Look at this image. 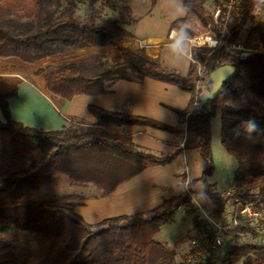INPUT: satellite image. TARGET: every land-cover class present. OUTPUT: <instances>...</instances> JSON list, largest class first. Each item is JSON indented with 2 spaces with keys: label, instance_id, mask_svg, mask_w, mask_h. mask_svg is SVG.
<instances>
[{
  "label": "trees",
  "instance_id": "obj_1",
  "mask_svg": "<svg viewBox=\"0 0 264 264\" xmlns=\"http://www.w3.org/2000/svg\"><path fill=\"white\" fill-rule=\"evenodd\" d=\"M179 1L188 13L174 21L172 29L187 31L183 25L194 15L213 36L220 37L221 27L212 23L205 0ZM155 3L151 0V7ZM131 12L124 0H0V60L15 57L34 64L47 55L111 44L113 35H131L125 26L138 20ZM227 28L232 43L228 48L247 57L226 52L223 46L200 48L186 75L166 69L139 50H123V61L111 66L106 58L81 56L36 73L48 93L64 101L76 95L107 93L119 80L141 82L145 78L173 84L190 94L187 107L177 113L180 123L196 135V149L206 168L176 196L145 212L90 224L75 212L74 199L81 198L74 192L46 197L35 193L67 180L77 188L93 187L96 196L105 197L146 168L166 165L176 156V152L157 156L141 150L111 125H147L177 134L178 127L89 106L94 123L45 130L15 120L8 104L12 93L0 92V264H187L178 262L175 248L156 236L175 221L180 209L185 215L197 210L192 190L196 182L203 186L214 220L221 219L236 201L264 202V0H241ZM239 43L260 49L251 55L244 47L236 48ZM198 64L208 72L207 79L198 78ZM226 64L236 68L235 75L200 107L201 97L210 90L209 74L215 66ZM27 72L28 68H21L16 73ZM218 112L221 144L237 163L232 177L235 191L229 196L208 179L215 170L211 121ZM225 247L222 261L207 256L200 264H235L243 258H247L244 264H264V244L253 224L241 216L227 231Z\"/></svg>",
  "mask_w": 264,
  "mask_h": 264
},
{
  "label": "crops",
  "instance_id": "obj_2",
  "mask_svg": "<svg viewBox=\"0 0 264 264\" xmlns=\"http://www.w3.org/2000/svg\"><path fill=\"white\" fill-rule=\"evenodd\" d=\"M187 13V9L179 0H156L148 13L140 16L133 26H125V29L130 31L129 37L148 44L144 51L147 56L157 59L166 69L186 75L189 71L188 67L194 63L189 58L188 45L185 53L177 56L170 49L172 41H168V35L172 30L189 32L170 27L174 21L185 18ZM189 19L183 25L185 28H187L185 25ZM81 52L86 56H95L87 49ZM255 52L257 50L248 53ZM30 65L33 64H27L15 57L0 60V92L12 93L8 97V104L12 117L19 122L45 130L81 127V122L92 124L96 121L90 114L89 106H98L148 118L180 129V133L177 134L147 125H111V128L130 137L141 150L157 156L176 152V156L171 163L146 168L131 179L119 184L105 197L74 199L75 212L81 215L86 222L96 224L106 218L132 215L159 208L164 200L176 196L182 186L202 176L206 167L196 149L197 137L187 131L184 123H180L177 113L187 107L191 97L188 92L173 84L145 78L141 82L119 80L111 85L107 93L76 95L70 101H56L44 91V80L40 83L34 81V84L23 78L29 70L24 74L16 73L18 69L27 68ZM15 81L18 83L13 89ZM220 130L221 121L218 112L211 121V146L213 150V146L216 145L218 154L226 159L230 168L224 176H218L212 151L215 170L208 179L217 184L218 189L224 193L232 187V177L236 166L234 168L232 160L226 155L228 153L220 144ZM183 174L184 179H182ZM192 190L196 193L197 208L208 210L206 212L210 213L212 206L203 193L204 189L200 181L194 184ZM179 212L183 217L186 216L184 210L180 209ZM179 249L185 251L180 247L174 250L179 252Z\"/></svg>",
  "mask_w": 264,
  "mask_h": 264
},
{
  "label": "built area",
  "instance_id": "obj_3",
  "mask_svg": "<svg viewBox=\"0 0 264 264\" xmlns=\"http://www.w3.org/2000/svg\"><path fill=\"white\" fill-rule=\"evenodd\" d=\"M211 7L210 18L214 25L221 27L220 37L213 36L210 32L191 37L184 34L189 48V58L194 63L193 54L200 48L213 50L223 46L226 52L233 53L228 48L229 34L227 25L237 15L241 0H207ZM168 41L171 40V34ZM148 44L133 37L112 36V42L108 45H101L87 48L94 55L106 58L109 65L123 61L122 51L139 50L144 52ZM234 54V53H233ZM217 67V66H215ZM202 70V69H200ZM206 75L202 70L200 77ZM235 191L232 187L224 192L225 195H232ZM231 209L226 210L221 219L212 218L209 213L203 212V228L191 240V245L185 256V263L200 264L204 257H211L214 261H222L226 256L225 235L237 225L238 216L250 222L255 227L259 240L264 244V202L260 199L252 201H236L230 205Z\"/></svg>",
  "mask_w": 264,
  "mask_h": 264
},
{
  "label": "rangeland",
  "instance_id": "obj_4",
  "mask_svg": "<svg viewBox=\"0 0 264 264\" xmlns=\"http://www.w3.org/2000/svg\"><path fill=\"white\" fill-rule=\"evenodd\" d=\"M124 1H126L127 4H129L132 8V12H131L132 17L133 18L137 17L138 20H139L140 16L144 15L145 13H148L150 8H151V0H124ZM204 6L206 8V11L210 15L211 14V11H210L211 7L208 4L207 0H205ZM104 11L108 15H113V13L108 9H105ZM189 18H190L189 22L187 23V25H185L187 27L186 29L189 32H186V33L183 32L184 34H188L191 37H195V36L207 33V32L211 33L210 29L207 30L204 27L203 23L196 16L190 15ZM196 34H198V35H196ZM124 37H126V36H124ZM242 39L243 38H241V40ZM243 47L245 48V51H247V52H251V51H255V50L260 49V46L246 45V44H242V43L237 44L236 48L240 49ZM81 51L82 50L67 52V53H63V54L47 55L45 57V59H43V61L28 66L27 68L29 70V73L27 75H24L23 78L28 80L29 82L34 83V84H35L34 81H37L40 83V81H43V79L41 76L36 75L37 71H39L41 68H44L46 66H57L58 64H61L63 62L74 61L81 56L85 57L86 54H84ZM132 51H135V50H132ZM233 53L235 55L247 57V55L245 56V55L236 54L235 52H233ZM248 56H250V55H248ZM86 57H90V56H86ZM5 63H8V62H5ZM6 66L7 65H5V67ZM200 69H202V70H204V72H206V75H204L203 77L199 76L200 73L202 72V70H200ZM197 74H198L199 79H205V78L207 79L208 78V72L203 67H201L199 64H198ZM14 83H15L14 86H12L13 89L16 87V84L18 83V81H15ZM44 91L46 93H48L46 88H44ZM50 96H52V95L50 94ZM52 98L55 99L56 101L60 100L59 98H56L54 96H52ZM60 101L63 102V100H60ZM0 117H1V114H0ZM212 151L214 153V159H215V163H216L217 170H218L217 174H218V176H220V175L224 176V174L229 171L230 167L228 166L226 159L223 158L220 154H218L216 145L213 146ZM226 155H228L229 159L232 160V162H233L232 164L234 165V168H235V166H237L235 158L230 156L229 154H226ZM224 156H225V154H224ZM225 157H227V156H225ZM63 192H74L75 194H77L79 196V198H81V200H86L88 198H92L98 194L97 190L94 189L93 187L77 188V187L69 185L67 180H62L58 184H52V185L45 186L44 188L37 191L35 193V196L36 197H46V196L61 194ZM230 207L228 206L229 210L231 209ZM204 211L206 212L208 210H204V209L201 210V209L197 208V210L194 213L188 214L185 217H183L181 212H177L176 216H175V221H173L172 224L165 225L161 229L160 234H158L156 236V238L158 240L164 242L170 248H177V247L184 248V250H185L184 252L180 249L178 250L179 251L178 252L179 256L177 259L178 262H182V261L184 262L185 261V256H186V253L188 252V249L191 245V240L203 228L202 219H203V212ZM246 259L247 258L237 260V261H235V264H244ZM222 264H225V263H222Z\"/></svg>",
  "mask_w": 264,
  "mask_h": 264
},
{
  "label": "water",
  "instance_id": "obj_5",
  "mask_svg": "<svg viewBox=\"0 0 264 264\" xmlns=\"http://www.w3.org/2000/svg\"><path fill=\"white\" fill-rule=\"evenodd\" d=\"M263 53V52H259ZM236 72V68L232 65H219L210 74L208 83L211 85L210 90L201 97L200 107H203L211 99H214L224 84L231 79Z\"/></svg>",
  "mask_w": 264,
  "mask_h": 264
},
{
  "label": "clouds",
  "instance_id": "obj_6",
  "mask_svg": "<svg viewBox=\"0 0 264 264\" xmlns=\"http://www.w3.org/2000/svg\"><path fill=\"white\" fill-rule=\"evenodd\" d=\"M171 40L172 43L170 45V49L173 52V54L177 56L183 55L187 47L184 33L179 30H173V33L171 34Z\"/></svg>",
  "mask_w": 264,
  "mask_h": 264
}]
</instances>
